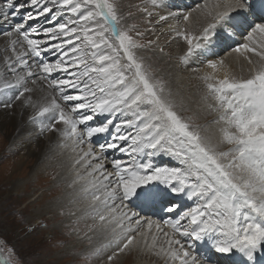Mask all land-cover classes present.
Here are the masks:
<instances>
[{
  "label": "snow or ice",
  "instance_id": "1",
  "mask_svg": "<svg viewBox=\"0 0 264 264\" xmlns=\"http://www.w3.org/2000/svg\"><path fill=\"white\" fill-rule=\"evenodd\" d=\"M164 6L163 0H148L139 9L147 16L141 30L127 23L119 0H0L5 53L0 104L11 108L22 101L34 110L29 117L34 130L58 133L65 142L61 147L71 145L70 186L81 185L92 229L109 238L108 244L86 250L85 261L113 264L141 241L156 250L157 236L149 244L142 229L160 232L161 224L142 210L162 205L176 218L163 221L171 234L163 233L167 247L161 245L158 255L173 264H243L238 253L246 264H256L257 252H264V0H221L199 34L176 30L187 45L181 63L210 44L217 29L243 36L246 43L233 51L258 58L247 77L227 71L219 79L202 77L203 99L220 126L216 141L201 134L193 117L181 115L183 97L138 55L140 49L165 54L148 27L153 20H169L151 11ZM36 92L43 95L34 100ZM109 150L129 159L113 158L109 168ZM161 156L181 166H162ZM172 195L186 196L195 206L177 212ZM196 241H207L216 258L194 255Z\"/></svg>",
  "mask_w": 264,
  "mask_h": 264
},
{
  "label": "bare ground",
  "instance_id": "2",
  "mask_svg": "<svg viewBox=\"0 0 264 264\" xmlns=\"http://www.w3.org/2000/svg\"><path fill=\"white\" fill-rule=\"evenodd\" d=\"M184 1H186L185 4H184ZM199 1L198 0H165L164 1V5H165L164 7L166 9H169L171 6H173V8L175 10H178V11L180 8L182 10V13H179V15H181L182 17L185 14L191 13V17L188 21H185L182 17L177 18L178 13H176L174 16L170 15V17H169L170 25H169V23L165 24L166 25V27H165L166 31H168V29L171 27L177 26V28H179L178 26H180V25H181L180 28H183V27L189 28L190 27L193 29V25L195 24L196 21H199V22L197 23L196 27H194V29L201 31L202 28L206 25V23L209 22V21L204 20L205 17L203 14L207 13V12L209 13V12H214L215 10H218V9H216L215 6L218 3H220V0H208V1L206 0L207 4L203 8L198 6ZM201 1H204V0H201ZM210 1H213V2H210ZM253 2L256 3L257 0H253ZM196 6H198L199 9L196 10L195 12H194V10H188V8L193 9ZM169 11L171 12L170 9H169ZM232 15L235 16L236 13H233ZM176 18H177L178 23H176ZM208 19H210V18H208ZM5 27H6V25H5ZM175 32H177V31L173 32L174 35L177 34ZM217 32H218V34L213 37L212 42L210 44L206 45L203 48V51L200 53V56H202V57L204 56L203 58L205 59V62H204L205 67L203 66L205 68V69H203L204 74L205 75L206 74L213 75L217 79L223 78L225 71H227L229 73V75L232 77L234 74H236L238 77L249 76L251 74L252 69L255 66H258L256 63L258 58L253 56L252 53H236L233 51V49L235 47H238L242 43H246L243 36H240V35L230 36L228 34V30L217 29ZM172 40L175 42L176 45H178V47H181V43L179 40H175V38ZM186 47L183 46L182 51H184V49H186ZM179 49L181 50V48H179ZM0 53H1L0 55H2V56L5 55V53H4V42H3L2 37H0ZM154 54H155V52H154ZM156 55H157V53H156ZM222 55L224 56L223 58L221 57ZM173 56L176 57L177 55H173ZM160 57L161 56H159V58ZM246 57L251 58L253 60V62H254L253 65L248 64ZM158 60H160V59H158ZM220 61L224 62L223 66H221L219 64ZM210 62L216 63L217 68L216 69L209 68L208 64ZM169 65H170V63H169ZM173 70L174 69L170 68L167 65V68L165 70V74H164L162 80H164L166 82L168 88H170L171 91L175 95H177L178 97H183L184 107H183V109L180 110V111H182V110H185V109L191 107V105H192L191 100L185 98L188 91H186V90L181 91L180 90V85L182 83H187L186 81L189 80V78L187 77V75H189V74H187V73L182 74V72H181L180 74L184 77V78H181L182 76L178 75V73L176 74V72H175V75H173ZM241 70H243L244 72H243L242 76H239L238 73ZM176 71H177V68H176ZM179 80H180V83H179ZM195 91H197V90H195ZM198 91H199V89H198ZM31 95L33 96V99L36 100L40 96H42L43 94L40 92H36L34 94H31ZM195 96H196V94H195ZM200 97L202 98V96H200ZM196 100H197V98H196ZM199 104L206 109V111H205V109L202 107L204 114H206V119L207 118L213 119L215 113L210 112L209 109L207 108V106H204L205 101L200 100ZM33 111L34 110L31 107H24L22 104V101H17L13 107L7 108V110H2V108L0 107V135H2L0 137L1 138L3 137L2 139L0 138V150H3V148H5V147L11 148V149H9V151L4 152V154L5 153L10 154L9 156H7L8 161H9L8 165L15 162V167H14L13 173L18 172L17 168L19 167V170L26 172L27 176H28L27 180L24 183H22L23 186H21L19 182L12 183L11 180H8V183H12L11 185H13L12 194L15 193V195H17L19 197L21 194H23V196H21V201L27 199L34 206L33 208L35 209V211L29 219V222L32 223L33 226L36 225L35 223L37 222V220H45L44 218H48V217L54 218L56 220H58L61 216H62V218L63 217L66 218L65 216L68 215L70 212H72V210H75V211L77 210L78 217H79L78 220L82 219L81 214H84L85 216L88 217V214H87L88 201L81 199L80 195L78 196V194L76 192V190L78 191L81 188V185L75 184L73 186H70V185H72V182L75 179V169L73 167V154H71L70 157H68V156H63L59 153V151L63 149L60 146L62 139H60V137L58 136L60 140H56L55 139L56 138L55 133L50 132L51 134L48 135L44 139L38 136V134H39L38 131L34 130L33 126L29 123V117L33 114ZM204 114L201 113V116H203ZM219 128H220L219 125L209 126V128L206 130V136L211 137L214 141L218 140L220 138ZM58 137H57V139H58ZM93 139L98 144V141L101 138H93ZM44 144L47 146L45 149H43ZM10 150H12V151L10 152ZM21 150H24V154L21 153ZM19 153H21L22 155H20V157L17 158ZM106 155H108V154H106ZM59 156L64 157V158L58 159ZM162 157L163 156L157 158V162L160 164H162V160H163ZM105 163L110 168V166L108 165L109 161L106 160ZM45 164H47V165L49 164V167L48 166L46 167ZM23 172H22V174H23ZM59 172H61V175L59 174ZM43 174L45 175L44 177H43ZM13 175H15V174H13ZM30 177H32V179L36 177L38 182L35 185H33L34 182L33 183L31 182L32 180H30ZM54 178H56V180L54 181L55 183H52V181H53L52 179H54ZM32 187L34 188V190H31V192H30L29 190L32 189ZM21 189H23V190L21 191ZM43 189H46V190L43 191ZM78 193L80 194V190ZM12 194L9 195L7 198L10 199L12 197ZM48 197L51 199L53 197H57V199L53 200L49 205L43 204L46 200H48ZM7 198L3 202H6ZM170 199L173 200V202L176 205H178V208L183 207L178 212H182V210L184 208L189 209L190 207L195 206V204L192 201L188 200L187 197L183 196V195H172L170 197ZM80 201H82V202L84 201L87 203V205L85 206L86 209L84 208V205L82 203H80ZM42 204H43V206H42ZM36 207H39V209H36ZM135 207L136 206L133 205L134 209H135ZM26 208H29V205H27V206L25 205L24 209H26ZM151 210L154 212L150 213ZM58 213L60 214V217L55 218L56 214H58ZM162 213H164L162 205L156 206L154 208H145L142 210V215L145 218L153 219V220H155L161 224L162 231L157 232L155 227H153L152 231L148 232L146 225L144 226V228L142 230L147 233V238H148L149 244H151V237L153 235L157 236L156 250H151V251L148 250L147 248H145L143 241H141L139 247H134L132 249L134 251V253L136 254V258L132 261V264H153V263H155V264H169V258L165 257L163 254L158 255L157 251L161 245H163L165 248L167 247V245L164 244L165 238H164L163 233L169 232L171 234V229L168 228L167 226H165L163 224V221L175 219L176 214L168 213L166 219H163ZM87 217H85V219ZM89 219H87L86 222L82 221L81 223H78L76 225H74L73 223L72 224L70 223L68 225H71L72 229H85L84 234H86L87 231L90 229V223L92 222V220L91 219L89 220ZM83 220H84V218H83ZM182 223H185V222H182ZM73 232L75 233V231H73ZM84 234H82V235H84ZM70 239H71V237L68 238L67 240H70ZM137 239L138 240L140 239L139 236L137 237ZM98 241H100L101 243L106 241V243L108 244L109 238H108V236H105L104 234H101L98 231L96 233L94 232V233L89 234V235L86 234V236H85V242H86L85 245L89 246L90 249L92 247H94L95 245L97 246ZM81 242H83V240ZM194 244L196 246L195 247L196 249L194 248V250H192V251H193V254L197 255L198 257L207 256L209 259H212V257L209 256L210 254L213 255L214 258H216V256L218 255L212 251V249L210 248V245L207 241H203V242L196 241V242H194ZM79 245L80 244L75 245L76 247L74 248V250H78L77 246H79ZM112 247H114V245ZM197 249H200V251H198ZM110 250H112L111 247L106 249L105 251L107 252ZM201 250H202V252H201ZM65 252L67 254H71L73 252V248H71V249L68 248L67 250H65ZM127 252L128 251H126L124 253H127ZM206 252H209V253L206 254ZM78 255H79V253H78ZM236 255H237V259L239 261L243 262V264L246 263L243 261V257H241L238 253ZM259 255L262 257L264 255V252H259ZM120 258L121 257L118 256L113 262L118 261Z\"/></svg>",
  "mask_w": 264,
  "mask_h": 264
},
{
  "label": "rangeland",
  "instance_id": "3",
  "mask_svg": "<svg viewBox=\"0 0 264 264\" xmlns=\"http://www.w3.org/2000/svg\"><path fill=\"white\" fill-rule=\"evenodd\" d=\"M164 1L165 0H163V2ZM207 1L200 0L198 3V6L203 8L204 6H206ZM185 2L186 1H184V4ZM210 2H213V1H210ZM145 3H148V0H119L121 14L123 15L127 23L136 24L137 26L141 27V30H143V25L147 24L146 14L139 11L140 8L144 7ZM198 6H196L193 9L188 8V10H194L195 12L196 10L199 9ZM169 9L171 10L172 13H175V14L178 13L177 18L182 17L181 15H179V13H182V10L180 8H179V11L175 10L173 6H171ZM169 9H166L165 7H163V8L151 9V11L152 12L154 11L153 13L155 16H158L162 12L161 14L168 15L170 17L169 14L171 12L169 11ZM207 13L203 14L205 17L204 20L210 21L211 16H209ZM177 18H176V23H178ZM169 21L170 19L168 21H162L159 24H157L155 20H153L151 24H148V27L151 28L154 32V35H152L151 38L153 40H157V38H159L158 43L161 44V45L159 44L160 46H163L165 48V54L161 55L158 50L140 49V50H137L138 55L144 58L146 64H150L152 66V68L154 69V75L159 79H163L167 65L170 68L174 69L173 75H175V72L176 74L178 73V75L180 76H182L180 74L181 72L182 74H185V73L189 74L187 75L189 80L186 81L187 83H182L180 85V90L188 91V93L186 94V97L185 96L184 97L191 100L192 105L191 107L185 110H182L181 115L185 118L193 117L192 123L199 125L202 130L201 134L206 136V130L209 128V126L216 125L214 123V120L216 119L215 117L216 114L214 115L213 119L212 118L206 119V114H204V111H203L204 107L199 104V101L204 100L203 97L207 95V90L205 88V84L202 79V77L205 75L203 72V69H205L204 68L205 59L203 58L204 56L203 57L200 56V53L203 51V48L197 50L196 53L192 57L189 58L187 64L181 63L180 58L183 57L184 54L186 53L187 45L180 36H178L177 34L175 35L173 34V32L176 31L177 29H180L181 31L187 30V31H190L192 34H199L201 31L194 29V27H196L199 21L195 22V24L193 25V29L190 27H189L190 29L185 28V27L180 28L181 27L180 25L178 26L179 28H177V26L171 27L168 29V31H166L165 24L169 23ZM174 38L175 40L180 41L181 47H178V45L175 44V42L172 40ZM183 46L186 47L184 51H182ZM179 48H181V50ZM173 55H177L176 56L177 58ZM159 56L161 57L159 58ZM0 57L2 58L3 56L0 55ZM221 57L223 58L224 56L222 55ZM169 63L171 66L169 65ZM176 68H177V71H176ZM243 72L244 71L241 70L238 73V75L242 76ZM233 77H238V76L234 74ZM181 78H184V77L182 76ZM179 83H180V80H179ZM197 88L199 89V91ZM199 95L202 96V98ZM204 106H206V102ZM0 107L2 108V110H7V108L3 107L2 104L0 105ZM201 113H203L204 115L201 116ZM51 133L45 132L43 135L38 134V136L44 139ZM58 136L60 137L58 133H55L56 140L61 139V137L59 139ZM62 142L63 141L61 140V144ZM103 142L104 141L101 138L98 141V144L103 143ZM43 146H44L43 149L47 147L45 144ZM62 148L63 149L59 151L61 155L70 157V155L73 154L71 151V145H68ZM9 149L11 148L5 147L3 148V150H0V261H7L8 264H96V261L94 260L85 261L84 255H82L86 252V250L90 249L89 246L85 245L86 244L85 242L86 234L89 235L94 232L95 233L97 232L96 230L92 229L93 221L90 223V229L87 231L86 234H84L85 229H72L71 225H68L70 223L71 224L73 223L74 225H76L78 223H81L82 221L86 222V220L89 219V217L85 216L84 214H81L82 219L78 220L79 217H78L77 210L76 211L72 210V212H70L68 215L65 216L66 218L64 217L62 218V216L60 217V214L58 213L56 214V217H55V218L60 217L58 220L54 218H49V217L44 218L45 220H37V222L35 223L36 225L34 224L35 226H33L32 223L29 222L30 217L35 211V209L33 208L34 206L27 199L21 201V196H23V194H21L20 197L15 195V193L12 194L13 185H11L12 183L19 182L20 185L23 186L22 183H24L27 180L28 176L26 172L19 170V167L17 168L18 172L13 173L15 162L8 165L9 161H8L7 156H9L10 154L9 153L4 154V152L9 151ZM11 151L12 150H10V152ZM21 153L24 154V150H21ZM21 153L18 154L17 158H19L20 155H22ZM107 154H108L107 160L109 161L108 165L110 167H111L110 161L113 158H120V159H124L125 161L129 159L124 154L115 152L113 150H109ZM163 157L164 158L166 157V158L164 159ZM163 157H162L163 160L161 164L162 166H167V167L181 166L180 162L177 161L176 159L168 157V156H163ZM60 158H64V157L59 156L58 159ZM45 166L49 167V164L48 165L45 164ZM59 174L61 175V172H59ZM44 176L45 175L43 174V177ZM8 180H11L12 183H8ZM30 180H32L31 181L32 183L34 182L33 185H35L38 182L36 177L33 179L32 177H30ZM52 180H53L52 183H55L54 181L56 180V178ZM22 190L23 189H21V191ZM31 190H34V188L32 187V189H30L29 191L31 192ZM45 190L46 189H43V191ZM79 190L78 191L76 190L78 196L80 195L78 193ZM11 194H12V197L8 199L7 197ZM6 198H7V201L3 202L5 201ZM55 199H57V197H53L52 199L48 197V200H46L43 204L49 205ZM192 202L194 203V201ZM80 203H82L84 205V208L86 209L85 206L87 205V203L84 201L83 202L80 201ZM25 205L26 206L29 205V208L24 209ZM182 208L183 207L177 208V209L181 210ZM36 209H39V207H36ZM186 210H188V208H184L182 212ZM151 212H154V211H151ZM85 217L87 218L85 219ZM166 217H167V214H166ZM29 229H31V231H29ZM73 231H75L76 234ZM70 237L71 239L67 240ZM82 240L83 242H81ZM77 244H80L79 246H77L78 250H74V248L76 247L75 245ZM105 244H107L106 241L102 243L98 241L97 246L95 245L94 247H102ZM68 248L70 249L73 248V252L71 254H67L65 252V250H67ZM111 251L112 250L107 251V252H111ZM119 256L121 258L118 261L113 262V264H132V261L136 258V254L134 253L133 250L128 251L127 253H124V252L120 253ZM169 264H173V262L170 259H169Z\"/></svg>",
  "mask_w": 264,
  "mask_h": 264
}]
</instances>
